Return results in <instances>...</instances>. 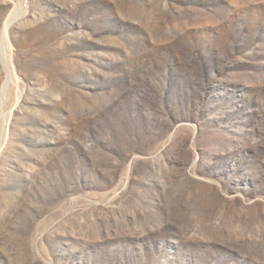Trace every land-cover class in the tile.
Returning a JSON list of instances; mask_svg holds the SVG:
<instances>
[{
  "label": "rangeland",
  "instance_id": "rangeland-1",
  "mask_svg": "<svg viewBox=\"0 0 264 264\" xmlns=\"http://www.w3.org/2000/svg\"><path fill=\"white\" fill-rule=\"evenodd\" d=\"M0 56V264H264V0H0Z\"/></svg>",
  "mask_w": 264,
  "mask_h": 264
},
{
  "label": "bare ground",
  "instance_id": "bare-ground-1",
  "mask_svg": "<svg viewBox=\"0 0 264 264\" xmlns=\"http://www.w3.org/2000/svg\"><path fill=\"white\" fill-rule=\"evenodd\" d=\"M9 23V19H7L6 21H5V23H4V28H3V34H2V39H5L6 38V36H7V34H6V30H7V26L9 25L8 24ZM4 44V43H3ZM3 46V45H2ZM3 53H5V51L3 52ZM0 58H2L1 56H0ZM5 58V57H4ZM0 62H1V59H0ZM2 64H4V63H2ZM4 66V65H3ZM6 69V68H5ZM8 75V74H7ZM9 77V76H8ZM7 77V78H8Z\"/></svg>",
  "mask_w": 264,
  "mask_h": 264
}]
</instances>
